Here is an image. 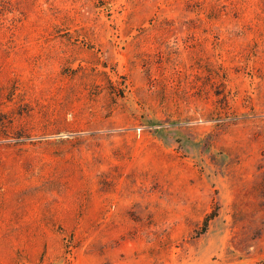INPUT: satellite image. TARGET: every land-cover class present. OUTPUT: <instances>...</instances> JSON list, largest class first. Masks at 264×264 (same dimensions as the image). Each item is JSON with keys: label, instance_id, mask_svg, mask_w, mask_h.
I'll return each instance as SVG.
<instances>
[{"label": "rangeland", "instance_id": "rangeland-1", "mask_svg": "<svg viewBox=\"0 0 264 264\" xmlns=\"http://www.w3.org/2000/svg\"><path fill=\"white\" fill-rule=\"evenodd\" d=\"M0 264H264V0H0Z\"/></svg>", "mask_w": 264, "mask_h": 264}, {"label": "trees", "instance_id": "trees-1", "mask_svg": "<svg viewBox=\"0 0 264 264\" xmlns=\"http://www.w3.org/2000/svg\"><path fill=\"white\" fill-rule=\"evenodd\" d=\"M217 216V213L216 211L214 210L212 213H210L209 215L206 216L205 220H204V223H203V229L206 230L208 225H209V222L211 220H213L215 217Z\"/></svg>", "mask_w": 264, "mask_h": 264}]
</instances>
